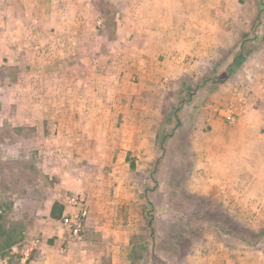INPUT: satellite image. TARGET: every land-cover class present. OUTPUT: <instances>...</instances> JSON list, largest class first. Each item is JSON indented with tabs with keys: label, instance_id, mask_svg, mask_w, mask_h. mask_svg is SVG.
Masks as SVG:
<instances>
[{
	"label": "crops",
	"instance_id": "1",
	"mask_svg": "<svg viewBox=\"0 0 264 264\" xmlns=\"http://www.w3.org/2000/svg\"><path fill=\"white\" fill-rule=\"evenodd\" d=\"M234 5L235 0H0V40L10 60L36 68L30 72L37 82L22 81L24 113L48 109L45 96L53 97L51 107L63 117L58 141L68 147L67 158L74 157L70 147L86 139L114 142L118 159L132 151L136 163L149 164L164 121L162 105L152 102L157 83L231 55L239 31ZM34 43L52 45L55 52L36 55ZM221 47L229 48L226 54L218 53ZM44 78L53 81L50 90ZM136 78L142 80L140 89L131 82ZM244 87L246 110L233 124L214 111V102L185 106L195 114L185 119L191 122L178 141L189 153L185 169L192 190L200 210L216 212L218 223L229 224L227 231L211 227L196 233L201 240L193 264H264V231L260 236L250 230L252 224L264 229V79L249 71ZM111 92L118 97L113 103L105 100ZM144 95L148 101L138 102ZM12 105L16 110L20 103ZM111 202L120 200L104 205ZM126 239L106 238L95 256L100 252L104 261L108 255L106 264H133ZM69 259L54 248L43 249L29 264H73Z\"/></svg>",
	"mask_w": 264,
	"mask_h": 264
},
{
	"label": "rangeland",
	"instance_id": "2",
	"mask_svg": "<svg viewBox=\"0 0 264 264\" xmlns=\"http://www.w3.org/2000/svg\"><path fill=\"white\" fill-rule=\"evenodd\" d=\"M234 8V24L239 31L229 57L200 63L194 74L157 83L158 92L152 102L162 105L164 121L159 127L156 156L149 164L136 163L132 151L118 159L119 149L114 142L86 139L76 141L70 147L74 157L67 158L68 147L58 141L63 117L51 107L53 97L50 92L45 96L48 109H28L24 113L22 81L29 78L34 83L35 72L30 71L36 68L19 59L10 60L0 40V255H9L12 264H19L23 247L39 239L31 261L43 249L54 248L69 255L73 264H106L109 256L104 255L106 260L102 261L100 252L95 256L96 249L104 247L106 238L118 234L119 239L128 236L130 241L123 243L134 252L129 256L133 264H193L195 246L201 240L196 233L211 227L227 231L229 224L218 223L219 214L200 210L192 177L185 169L189 153L178 137L185 135V126L191 122L185 119L195 114L185 107L191 101L198 105L214 102L223 107L231 102L235 87L245 84L249 71L264 79V0H235ZM34 21L39 23L37 18ZM249 38L258 42L249 45ZM228 49L221 47L218 53L226 54ZM33 50L36 55L48 57L55 52L52 45L39 43L33 44ZM43 81L50 90L53 81ZM131 82L140 89L142 80ZM8 89L14 91L9 93ZM210 93L214 96L209 97ZM116 96L111 92L105 100L113 103ZM143 97L148 101L144 95L138 102H143ZM63 114L66 116V112ZM40 121L43 124H38ZM190 127L194 128V122ZM39 136L45 140L42 142ZM73 194H83L90 205L81 237L75 239L51 215L55 202L61 204L65 196ZM115 199L120 200L118 205H104L106 200ZM258 226L252 224L251 233L257 231L262 236L264 229Z\"/></svg>",
	"mask_w": 264,
	"mask_h": 264
},
{
	"label": "built area",
	"instance_id": "3",
	"mask_svg": "<svg viewBox=\"0 0 264 264\" xmlns=\"http://www.w3.org/2000/svg\"><path fill=\"white\" fill-rule=\"evenodd\" d=\"M245 84L235 87V99L223 107L214 106V111L221 114L225 121L233 124L246 110L247 98L245 93ZM64 207L62 216L56 221L61 223L69 232L71 239L81 237L84 230L85 220L90 215V205L88 198L83 194H73L65 196L61 202ZM39 239L32 240L31 244H26L22 249L21 262L19 264H28L31 261V256L38 248ZM14 250L16 247L13 248ZM0 264H12L11 256L0 255Z\"/></svg>",
	"mask_w": 264,
	"mask_h": 264
},
{
	"label": "trees",
	"instance_id": "4",
	"mask_svg": "<svg viewBox=\"0 0 264 264\" xmlns=\"http://www.w3.org/2000/svg\"><path fill=\"white\" fill-rule=\"evenodd\" d=\"M63 210H64L63 205L59 204L58 202H55L51 210L52 217L55 219H59L62 216Z\"/></svg>",
	"mask_w": 264,
	"mask_h": 264
}]
</instances>
